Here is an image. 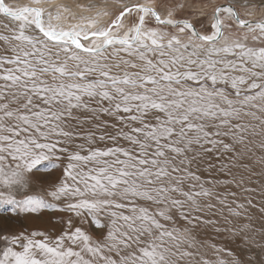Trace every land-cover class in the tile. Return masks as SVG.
<instances>
[{"label":"snow or ice","instance_id":"snow-or-ice-1","mask_svg":"<svg viewBox=\"0 0 264 264\" xmlns=\"http://www.w3.org/2000/svg\"><path fill=\"white\" fill-rule=\"evenodd\" d=\"M33 3L0 0V212L60 231L0 225V264H264V0Z\"/></svg>","mask_w":264,"mask_h":264},{"label":"rangeland","instance_id":"rangeland-1","mask_svg":"<svg viewBox=\"0 0 264 264\" xmlns=\"http://www.w3.org/2000/svg\"><path fill=\"white\" fill-rule=\"evenodd\" d=\"M6 1H8L10 3H14V2L32 1V0H6ZM63 2L74 6L76 3H85V4H87V3H102V0H63ZM109 2H110V0H109ZM126 2L130 5H134L136 3L144 2V0H126ZM227 2H228V0H212L213 4H220V3H227ZM76 10L77 9H74L77 16L83 15V13H82L83 11L77 12ZM209 11H210V9H209ZM88 13H90V12H88ZM261 17H264V12L257 13L256 15H253L251 18L259 19ZM110 19H111L110 17H107V19H105L104 22H101V24L107 23ZM200 19L205 21V25L203 27H201V31L205 32V31H207V27H208L207 17H200ZM66 22H69L70 24H74L75 20H67ZM12 23H18V22H11L7 18L0 15V31H3V25L9 24V26H11ZM248 45L250 47L264 46V45H261L257 41H248ZM121 55H123V53H121ZM57 163H59V162H57ZM57 174L59 175L60 172L58 171ZM8 215H10V213L0 212V225L10 227V230L13 232H20V231L30 232V231H34V230H45L47 232H50L53 236L59 234V231H60V228L58 226L59 221L56 220L55 217H53L50 220L49 216L47 214H43L42 217L20 216L19 218L14 217L11 221H5L3 219V217L8 216ZM54 224L57 226L54 227L53 226ZM177 226L179 227V225H177ZM84 227L92 236H94L95 238L97 237V233L95 231H93V229L89 226V224L85 223ZM208 243H210V244L215 243L219 249H222V251L205 249L204 250V252L206 251L205 254L209 257H212V258H214V256H216V257L219 256V261L222 262L223 264H227L229 261H231L233 259V257L234 258L239 257L240 256V249L244 247L243 244H237L235 242H230V238L227 235L214 236L208 240ZM226 246H228V247H226ZM210 251H212V252H210ZM216 252L219 254L215 255ZM245 252H246V257L244 256V259L245 258H247V259L251 258V255H253L252 252L254 253V255L256 254V252L251 251V249H245ZM210 253H212L213 255H211ZM229 253H231V255H234V256L229 255ZM223 254L227 255L229 258L227 256L225 257ZM221 257H222V259H221ZM228 264H230V262Z\"/></svg>","mask_w":264,"mask_h":264},{"label":"bare ground","instance_id":"bare-ground-1","mask_svg":"<svg viewBox=\"0 0 264 264\" xmlns=\"http://www.w3.org/2000/svg\"><path fill=\"white\" fill-rule=\"evenodd\" d=\"M7 3H9L10 4V6H12V7H14V8H17V7H24V6H34V3H33V0L32 1H22V2H14V3H10V2H8V1H6ZM143 3V2H142ZM46 6V5H45ZM77 12H80V10L79 9H77L76 10ZM82 12V11H81ZM83 13V15H80V16H85V17H91V16H94L95 15V12H90V13H88V12H86V11H83L82 12ZM79 17V16H78ZM105 19H107V17H105L104 19H102L101 21H100V23L101 22H104V20ZM127 19V18H126ZM251 19H253V18H251ZM253 20H256V19H253ZM78 21H76L75 20V22L74 23H77ZM65 28H67V26L70 24L69 22H66V21H61L60 22ZM85 23H87V22H85ZM94 30V29H93ZM85 43H88V42H85ZM257 227H259V224H257ZM93 238H95L94 236H93ZM262 243H264V242H262ZM226 247H228V246H226ZM224 248V247H223ZM227 249V248H226ZM222 250V249H221ZM225 250V249H224ZM229 250V249H228ZM251 251H254V252H256V254L254 255V253L252 252V254L253 255H251V258L252 259H256V258H261V259H264V255H259V257H258V254H260V248H259V246H254L253 248H251ZM206 252V251H205ZM205 252H204V258L205 259H207V260H209V262H210V264H223L222 262H220L219 261V256H214V258H212V257H209V256H207L206 254H205ZM210 252H212V251H210ZM211 255H213L212 253H210ZM217 254H219V253H217L216 252V254L215 255H217ZM225 254V253H224ZM223 254V255H224ZM250 254V253H249ZM225 257L227 256V255H224ZM231 256H234V255H231ZM249 256V255H248ZM228 257V256H227ZM245 257H246V255H245ZM229 258V257H228ZM234 258V257H233ZM221 259H222V257H221ZM245 259H247V258H245ZM225 261V260H224ZM228 262V261H227ZM226 262V263H227ZM230 262V261H229ZM228 262V263H229ZM227 263V264H228Z\"/></svg>","mask_w":264,"mask_h":264}]
</instances>
